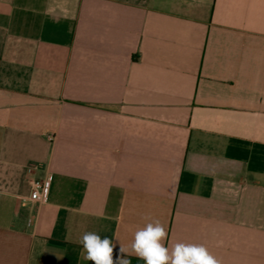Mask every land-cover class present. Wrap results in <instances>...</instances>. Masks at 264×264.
Returning a JSON list of instances; mask_svg holds the SVG:
<instances>
[{"label":"crops","instance_id":"0c3cea01","mask_svg":"<svg viewBox=\"0 0 264 264\" xmlns=\"http://www.w3.org/2000/svg\"><path fill=\"white\" fill-rule=\"evenodd\" d=\"M148 219L264 264V0H0V264Z\"/></svg>","mask_w":264,"mask_h":264},{"label":"clouds","instance_id":"9594fccd","mask_svg":"<svg viewBox=\"0 0 264 264\" xmlns=\"http://www.w3.org/2000/svg\"><path fill=\"white\" fill-rule=\"evenodd\" d=\"M168 232L158 219H148L138 228L128 246L119 244L118 255L113 258L117 244L96 232H85L79 239L84 259L92 264H131L126 257L135 255L145 264H222L205 245L176 242L168 246Z\"/></svg>","mask_w":264,"mask_h":264},{"label":"built area","instance_id":"2783aa9c","mask_svg":"<svg viewBox=\"0 0 264 264\" xmlns=\"http://www.w3.org/2000/svg\"><path fill=\"white\" fill-rule=\"evenodd\" d=\"M29 173L33 172V168L28 169ZM52 174L47 173L44 178H34L30 181L31 184V200L35 202H44L46 201L51 187Z\"/></svg>","mask_w":264,"mask_h":264}]
</instances>
